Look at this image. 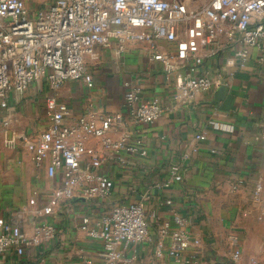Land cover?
Wrapping results in <instances>:
<instances>
[{
	"label": "crops",
	"instance_id": "crops-1",
	"mask_svg": "<svg viewBox=\"0 0 264 264\" xmlns=\"http://www.w3.org/2000/svg\"><path fill=\"white\" fill-rule=\"evenodd\" d=\"M236 48V43L223 46L216 57V68L225 81L224 59ZM207 64L211 67V62ZM87 69L92 87L83 81H67L55 93L69 107L65 123L73 125L84 115L120 112L126 131L141 132L147 154L104 150L107 160L101 171L114 182L110 199L79 197L61 202L53 215H41L39 211L60 186L61 175L47 176L48 159L42 167L35 166L24 141L47 128L45 100L53 93L41 81L29 85L22 96L12 95L7 107H0V218L17 224L29 237L42 224L53 226L55 234L27 248L22 256L15 251L1 254L0 264H105L102 244L81 229L83 219L90 217L93 222L109 204L131 203L143 207L151 241L121 247L124 256H135L134 264H192L186 262L188 255L180 262L168 255L169 237L164 238L165 248L157 256L160 237L152 215L170 220L165 205L169 199L200 241L197 257L201 264H234L233 235L239 239V264H264V189L256 193L257 186L264 185V67L252 59L228 81L220 100L216 101L220 90L215 88L186 104L173 99L172 84L179 73L171 79L166 67L149 62L145 45L129 46L121 55L97 47ZM135 87L140 88L143 100L157 99L162 105L163 113L152 125L135 128L128 118L125 95ZM199 133H205L206 141L190 161H183L182 153L189 151ZM97 145L99 141L91 139L90 146ZM173 163L183 164V180L170 189L158 187L169 179Z\"/></svg>",
	"mask_w": 264,
	"mask_h": 264
},
{
	"label": "built area",
	"instance_id": "built-area-1",
	"mask_svg": "<svg viewBox=\"0 0 264 264\" xmlns=\"http://www.w3.org/2000/svg\"><path fill=\"white\" fill-rule=\"evenodd\" d=\"M40 0L32 10L24 0H0V107L6 108L12 95L22 96L29 85L45 81L53 93L45 100L47 128L24 145L35 166L48 159L49 178L61 175V184L39 214L53 215L61 202L75 198L110 199L114 182L101 171L106 162L104 150L146 156L141 132L125 129L120 112L81 116L73 125L65 123L69 107L56 94L67 81H83L93 86L87 69L97 47L113 49L117 55L132 45H145L149 62L160 63L168 75L179 73L172 84L173 99L186 104L199 94L226 86L228 81L255 59L264 67V0ZM238 44L224 59L227 79L216 68L223 46ZM198 47L206 54L199 52ZM211 62V67L207 62ZM214 61V62H213ZM125 86H130L125 83ZM128 118L135 128L157 122L163 108L157 100H143L140 88L125 95ZM264 127V124H263ZM114 135L117 138L114 139ZM264 136V129L262 132ZM91 139L99 145L90 146ZM205 133L195 136L189 151L190 161L206 141ZM212 153H216L212 150ZM184 166L173 163L169 179L157 186L170 189L183 180ZM264 185H258L260 193ZM34 204V200L30 201ZM171 218L161 220L153 214L160 241L157 256L169 237L168 255L177 262L201 264L197 257L200 241L189 231V220L175 211L174 201L166 200ZM81 229L103 246L105 264H134L135 256H124L121 247L151 241L149 220L140 204L108 205L98 220L83 219ZM55 234L53 226L42 224L27 236L13 222L0 218V255L39 246ZM234 264L241 262L239 239L230 237ZM93 264V261H86ZM253 264H256L253 261Z\"/></svg>",
	"mask_w": 264,
	"mask_h": 264
},
{
	"label": "rangeland",
	"instance_id": "rangeland-1",
	"mask_svg": "<svg viewBox=\"0 0 264 264\" xmlns=\"http://www.w3.org/2000/svg\"><path fill=\"white\" fill-rule=\"evenodd\" d=\"M26 3H27V5H29V7L33 10L34 9V7H37L38 8V6H39V2H40V0H24ZM209 0H195V4L196 5H202V4H204L205 2H208Z\"/></svg>",
	"mask_w": 264,
	"mask_h": 264
},
{
	"label": "water",
	"instance_id": "water-1",
	"mask_svg": "<svg viewBox=\"0 0 264 264\" xmlns=\"http://www.w3.org/2000/svg\"><path fill=\"white\" fill-rule=\"evenodd\" d=\"M228 88L226 87V86H221V87H219V96H218V98H217V100L216 101H218V100H220L221 98H222V96H223V93L225 92V90H227Z\"/></svg>",
	"mask_w": 264,
	"mask_h": 264
}]
</instances>
